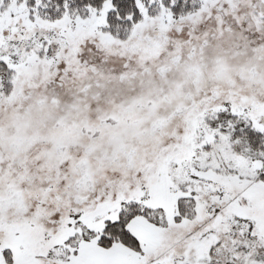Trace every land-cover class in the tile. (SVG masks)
Returning <instances> with one entry per match:
<instances>
[{"label": "snow or ice", "instance_id": "6c2138e0", "mask_svg": "<svg viewBox=\"0 0 264 264\" xmlns=\"http://www.w3.org/2000/svg\"><path fill=\"white\" fill-rule=\"evenodd\" d=\"M0 264H264V0H0Z\"/></svg>", "mask_w": 264, "mask_h": 264}]
</instances>
